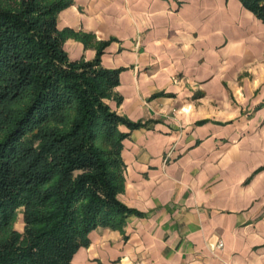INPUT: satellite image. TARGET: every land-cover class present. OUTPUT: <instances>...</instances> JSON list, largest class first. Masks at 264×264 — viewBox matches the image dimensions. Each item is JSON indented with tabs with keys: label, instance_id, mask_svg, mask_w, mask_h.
I'll return each instance as SVG.
<instances>
[{
	"label": "crops",
	"instance_id": "1",
	"mask_svg": "<svg viewBox=\"0 0 264 264\" xmlns=\"http://www.w3.org/2000/svg\"><path fill=\"white\" fill-rule=\"evenodd\" d=\"M56 27L71 61L120 70L105 102L145 123L120 126L139 214L70 264H264V22L241 0H71Z\"/></svg>",
	"mask_w": 264,
	"mask_h": 264
},
{
	"label": "trees",
	"instance_id": "2",
	"mask_svg": "<svg viewBox=\"0 0 264 264\" xmlns=\"http://www.w3.org/2000/svg\"><path fill=\"white\" fill-rule=\"evenodd\" d=\"M264 22V0H241ZM71 0H0V264H70L97 226L135 213L120 130L145 126L112 110L119 69L71 61L56 27ZM119 102V98H116ZM22 208L23 230L12 227Z\"/></svg>",
	"mask_w": 264,
	"mask_h": 264
},
{
	"label": "rangeland",
	"instance_id": "3",
	"mask_svg": "<svg viewBox=\"0 0 264 264\" xmlns=\"http://www.w3.org/2000/svg\"><path fill=\"white\" fill-rule=\"evenodd\" d=\"M23 226H24V223H23V219H22V208H18L16 217L12 223V227L18 231H22Z\"/></svg>",
	"mask_w": 264,
	"mask_h": 264
},
{
	"label": "built area",
	"instance_id": "4",
	"mask_svg": "<svg viewBox=\"0 0 264 264\" xmlns=\"http://www.w3.org/2000/svg\"><path fill=\"white\" fill-rule=\"evenodd\" d=\"M223 246V243L221 241H218L216 244V248H221Z\"/></svg>",
	"mask_w": 264,
	"mask_h": 264
}]
</instances>
